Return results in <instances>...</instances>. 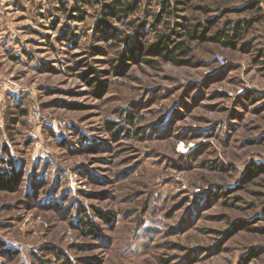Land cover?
Masks as SVG:
<instances>
[{
    "label": "rangeland",
    "instance_id": "1",
    "mask_svg": "<svg viewBox=\"0 0 264 264\" xmlns=\"http://www.w3.org/2000/svg\"><path fill=\"white\" fill-rule=\"evenodd\" d=\"M89 1L0 0V264H264V0L183 6L258 19L185 66L134 45L163 0L109 42Z\"/></svg>",
    "mask_w": 264,
    "mask_h": 264
},
{
    "label": "trees",
    "instance_id": "2",
    "mask_svg": "<svg viewBox=\"0 0 264 264\" xmlns=\"http://www.w3.org/2000/svg\"><path fill=\"white\" fill-rule=\"evenodd\" d=\"M174 1V3H173ZM143 0H90L89 5H100L98 25L105 28L111 29L113 35L106 38V41L119 40L116 28H113L112 22L117 21L119 23H125L130 20L132 16H135L141 9ZM193 0H163L161 1L162 12L155 15V24L150 25L152 29H156L157 37L156 41L152 44L147 45L146 42L143 44L136 43L134 45L141 51H146L149 56L160 58L165 63H172L175 66H185L188 64L189 56L192 52L191 45L197 44H217L224 48L236 49L243 39L244 35L252 28L258 19H244L239 22L227 21L221 27H217L214 32L213 28L218 24V18L206 19L205 21H198L195 25L190 19H183L182 23H176L172 26V19L176 16V12H185L186 9L183 6H189ZM256 8L257 12L261 13L259 3L246 6L239 13L247 12ZM203 14H210L212 11L208 8L201 9ZM81 11V9H80ZM237 12V11H234ZM83 20L84 18L81 17ZM131 25V24H130ZM147 22L138 26L134 30L135 37L124 36L119 41L120 44H130L134 39H138L144 36ZM162 27L165 31H161L158 28ZM169 33H166V32ZM124 33L121 32L120 35ZM138 37V38H137ZM133 45V46H134ZM98 52V51H97ZM145 63L151 64L152 61L148 60ZM111 68L114 72H119L120 67L114 66L111 63ZM93 79L92 82L99 81L101 78V72L98 70H92ZM109 129H112L110 127ZM264 168L254 169L252 178L259 176L260 172H263ZM2 178L0 176V182ZM84 223V222H83ZM88 226V224H84ZM90 230L89 227L85 228Z\"/></svg>",
    "mask_w": 264,
    "mask_h": 264
},
{
    "label": "built area",
    "instance_id": "3",
    "mask_svg": "<svg viewBox=\"0 0 264 264\" xmlns=\"http://www.w3.org/2000/svg\"><path fill=\"white\" fill-rule=\"evenodd\" d=\"M218 60L220 61H224L223 58L221 56H218Z\"/></svg>",
    "mask_w": 264,
    "mask_h": 264
}]
</instances>
